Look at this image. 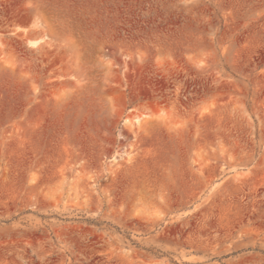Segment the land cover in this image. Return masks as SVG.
I'll list each match as a JSON object with an SVG mask.
<instances>
[{
    "label": "rangeland",
    "instance_id": "1",
    "mask_svg": "<svg viewBox=\"0 0 264 264\" xmlns=\"http://www.w3.org/2000/svg\"><path fill=\"white\" fill-rule=\"evenodd\" d=\"M0 264H264V0H0Z\"/></svg>",
    "mask_w": 264,
    "mask_h": 264
},
{
    "label": "bare ground",
    "instance_id": "2",
    "mask_svg": "<svg viewBox=\"0 0 264 264\" xmlns=\"http://www.w3.org/2000/svg\"><path fill=\"white\" fill-rule=\"evenodd\" d=\"M31 45H36V42H30Z\"/></svg>",
    "mask_w": 264,
    "mask_h": 264
}]
</instances>
